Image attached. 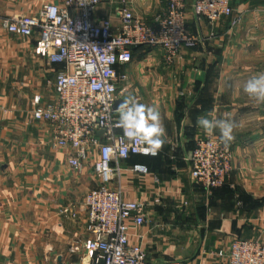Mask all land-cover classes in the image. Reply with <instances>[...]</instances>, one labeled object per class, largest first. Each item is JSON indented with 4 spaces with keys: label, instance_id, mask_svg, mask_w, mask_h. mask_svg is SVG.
I'll use <instances>...</instances> for the list:
<instances>
[{
    "label": "crops",
    "instance_id": "0c3cea01",
    "mask_svg": "<svg viewBox=\"0 0 264 264\" xmlns=\"http://www.w3.org/2000/svg\"><path fill=\"white\" fill-rule=\"evenodd\" d=\"M51 2L59 0H0V264H95L85 249L91 235L83 203L101 185L94 169L99 153L79 173L53 149L51 126L32 113L37 96L45 106L57 103L56 75L63 67L38 54L37 36L24 38L4 26ZM192 4L187 26L203 40L197 48L184 49L172 65L160 49L137 48L134 60L119 67L128 77L120 101L131 95L157 108L166 130L159 155L122 163L111 185L127 199L148 203V223L132 229L130 240L146 249L151 264H228L234 240L264 243V103L243 91L264 73V0H232L233 18L242 16L234 29L233 18L197 21ZM125 6L153 24L166 2L103 0L97 22L112 19L118 26ZM201 115L238 125L229 144L232 170L221 189L208 190L191 177L195 141L220 138L218 129L197 127ZM135 163L147 165L151 176H131L127 170ZM67 208L76 217L64 213Z\"/></svg>",
    "mask_w": 264,
    "mask_h": 264
},
{
    "label": "built area",
    "instance_id": "2783aa9c",
    "mask_svg": "<svg viewBox=\"0 0 264 264\" xmlns=\"http://www.w3.org/2000/svg\"><path fill=\"white\" fill-rule=\"evenodd\" d=\"M102 2L59 0L45 5L37 15L7 19L4 26L24 38L37 36L38 54L63 67L56 75L57 103L45 106L37 96L32 113L35 121L51 126L53 149L65 153L68 164L79 173L99 153L94 169L101 185L83 203L91 235L85 249L94 256L95 264H151L146 249L130 240L132 229L148 223V203L125 198L121 187L111 188L116 175L124 171L122 163L132 157L159 155H144L146 145L122 139V129L116 126L115 105L128 79L119 67L134 60L137 48L160 49L165 62L172 65L184 49H195L203 40L188 30L189 0H165L166 8L153 24L125 6L118 26L112 19L97 22ZM192 7L197 21L211 25L235 15L232 0H193ZM241 21L242 16L233 18L231 28ZM106 148L110 149L107 153ZM232 160L231 147L226 148L216 135L199 137L190 158L191 177L208 190L221 189L227 184ZM127 171L137 178L151 176L143 163H135ZM154 183H159L157 177ZM72 208L64 213L76 217ZM227 258L228 264H264V243L236 239Z\"/></svg>",
    "mask_w": 264,
    "mask_h": 264
},
{
    "label": "clouds",
    "instance_id": "9594fccd",
    "mask_svg": "<svg viewBox=\"0 0 264 264\" xmlns=\"http://www.w3.org/2000/svg\"><path fill=\"white\" fill-rule=\"evenodd\" d=\"M244 93L258 103H264V73L249 79L243 87ZM119 119L117 127L129 143L146 145L144 155L155 156L165 144L166 130L157 108L139 103L134 96H127L116 109ZM196 125L206 133L219 130L221 142L227 148L234 140V129L238 126L231 119H209L205 115L197 118ZM110 149H105L107 153Z\"/></svg>",
    "mask_w": 264,
    "mask_h": 264
},
{
    "label": "water",
    "instance_id": "95a60500",
    "mask_svg": "<svg viewBox=\"0 0 264 264\" xmlns=\"http://www.w3.org/2000/svg\"><path fill=\"white\" fill-rule=\"evenodd\" d=\"M123 101H118L115 105V110L118 108V106L122 103Z\"/></svg>",
    "mask_w": 264,
    "mask_h": 264
},
{
    "label": "trees",
    "instance_id": "16d2710c",
    "mask_svg": "<svg viewBox=\"0 0 264 264\" xmlns=\"http://www.w3.org/2000/svg\"><path fill=\"white\" fill-rule=\"evenodd\" d=\"M194 149H195V146H194ZM194 149H193V151H194ZM133 158V157H132Z\"/></svg>",
    "mask_w": 264,
    "mask_h": 264
},
{
    "label": "rangeland",
    "instance_id": "374dc122",
    "mask_svg": "<svg viewBox=\"0 0 264 264\" xmlns=\"http://www.w3.org/2000/svg\"><path fill=\"white\" fill-rule=\"evenodd\" d=\"M93 158H94V157H93ZM93 158H92V159H93Z\"/></svg>",
    "mask_w": 264,
    "mask_h": 264
}]
</instances>
